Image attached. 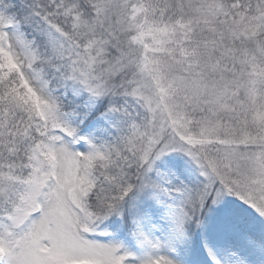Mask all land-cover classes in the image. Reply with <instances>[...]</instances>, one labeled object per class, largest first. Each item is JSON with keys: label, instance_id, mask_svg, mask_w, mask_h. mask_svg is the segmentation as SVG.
Here are the masks:
<instances>
[{"label": "snow or ice", "instance_id": "1", "mask_svg": "<svg viewBox=\"0 0 264 264\" xmlns=\"http://www.w3.org/2000/svg\"><path fill=\"white\" fill-rule=\"evenodd\" d=\"M0 264H264V0H0Z\"/></svg>", "mask_w": 264, "mask_h": 264}]
</instances>
